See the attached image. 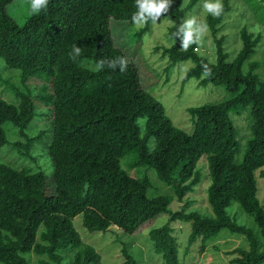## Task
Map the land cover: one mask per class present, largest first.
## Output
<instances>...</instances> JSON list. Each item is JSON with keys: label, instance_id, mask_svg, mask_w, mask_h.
Segmentation results:
<instances>
[{"label": "trees", "instance_id": "obj_1", "mask_svg": "<svg viewBox=\"0 0 264 264\" xmlns=\"http://www.w3.org/2000/svg\"><path fill=\"white\" fill-rule=\"evenodd\" d=\"M14 1L0 0V150L10 143L33 164L0 163V264H103L97 249L84 243L75 217L82 215L90 232L117 226L135 234L161 214L168 221L150 235L165 264H182L171 224L175 220L191 223L189 244L198 239L205 244L222 229L244 235L248 246L233 250L231 264H262L264 205L257 178H264V79L258 72L262 62L254 56L264 42V29L242 27L240 49L231 59L222 33L231 0L221 1L219 16L200 9L196 19L214 41L215 62L200 54L199 43L183 50L174 36L199 0H172L162 12L160 17L172 21L174 38L163 48L167 64L191 59L184 81L196 77L200 85L223 83L229 92L221 101L189 107L193 129L188 132L173 123L164 104L145 88L136 62L114 41L113 21L136 25V0H49L37 14L28 5L23 23L9 12ZM243 2L264 25V0ZM150 22L136 33H146ZM74 45L81 48L76 59L70 55ZM117 57L126 61L123 72L97 67ZM3 64L19 71L17 81L1 74ZM249 104L251 138L238 160L232 112ZM8 125L22 141L9 139ZM43 126L51 131L49 173L34 169ZM204 158L212 215L191 209L190 194L202 182ZM131 169L144 174L135 177ZM150 169L166 182V193L149 195ZM185 197L186 204L174 210L175 200ZM242 212L257 230L238 221ZM122 253L118 264H138L125 246Z\"/></svg>", "mask_w": 264, "mask_h": 264}, {"label": "rangeland", "instance_id": "obj_2", "mask_svg": "<svg viewBox=\"0 0 264 264\" xmlns=\"http://www.w3.org/2000/svg\"><path fill=\"white\" fill-rule=\"evenodd\" d=\"M187 0H184V2ZM222 1V0H221ZM244 0H231L233 5L232 12L225 20V29L222 32L226 35L225 46L232 59L237 54L241 46V38H239V31L246 24L252 30L258 31L264 29V25L257 21L253 12L243 2ZM204 0H199L198 4L192 11L187 12L185 20L188 18H195L197 24H200L201 18H197V13L201 9ZM31 0H15L9 5L10 14L17 22L23 23L25 20V8L30 5ZM263 9L260 6V9ZM194 10H197L195 13ZM143 26H130L129 22H112L113 38L116 44L122 48L126 54L132 58L138 65L141 78L145 88L149 90L157 99H159L165 106L166 113L171 118L173 123L178 127L191 132L193 129L191 115L188 108L202 103H215L221 101L229 96L227 87L223 83H208L200 85L196 77H192L184 81L188 70L193 66V61L185 60L178 62L176 65L170 67L167 64L168 57H163V48L169 47L174 43V38L170 34V27L172 21L166 17H160L156 23L152 21L149 24V30L146 33L138 35L137 29ZM207 30L199 42L200 54L203 56H210L216 62V48L211 35L206 37ZM159 47V49H158ZM254 59L260 60L262 66L258 69L261 78L264 79V42L262 47L258 49ZM0 61H2L0 59ZM91 66V61L87 62ZM1 74L7 77H12L17 81L19 72L15 69H9L5 64L2 65ZM1 68V67H0ZM32 84V83H31ZM44 83L35 84L41 88ZM34 84L31 87L35 86ZM8 99H13L14 94L8 92ZM6 96V95H5ZM251 105L241 106L233 110L232 116L238 133V160H242L245 156L247 142L251 138ZM12 125H8L9 139L23 140L20 136L13 135ZM44 135L41 141L37 144L38 159L35 170L42 169L49 173L51 172L50 160L47 154V146L49 143V136L51 131L44 126ZM10 140V141H11ZM8 163L12 166H22L27 163L33 164V161L24 157L17 149L7 143L0 150V163ZM200 168L203 176L202 182L197 186L196 191L190 194L193 196L194 203L191 209L200 210L202 213L212 215V209L208 201V187L211 183V178L208 175L209 169L206 159L200 162ZM135 177L144 174L143 170H130ZM207 176H206V175ZM146 175L150 178L152 187L149 189V195L164 194L168 190L165 181L161 180L155 170L150 169ZM258 196L264 205V178L258 176ZM53 191V187L49 188ZM188 197L182 202L175 200L173 203L174 210L181 209ZM83 216L78 215L74 218V224L80 232L84 243L94 246L102 256L103 264H118L123 261L122 249L125 246L129 253H131L137 260L138 264H165L162 253L158 252L151 239L150 230L155 227H160L168 221L166 214H161L156 217L154 221L147 222L142 230L135 234H130L117 226L111 227L105 232H90L83 223ZM238 221L246 224L248 227L257 230L253 219L242 212L238 215ZM175 229V235L178 239L180 248V257L182 264H231L233 258V250L242 246L247 247L248 242L244 235L233 233L228 229H222L215 239L209 240L205 244L201 239L189 244L188 235L191 231V223L182 220H175L171 222ZM36 259V257H35ZM264 264V262L262 263Z\"/></svg>", "mask_w": 264, "mask_h": 264}, {"label": "clouds", "instance_id": "obj_3", "mask_svg": "<svg viewBox=\"0 0 264 264\" xmlns=\"http://www.w3.org/2000/svg\"><path fill=\"white\" fill-rule=\"evenodd\" d=\"M49 0H31L29 5L30 12L37 14L45 10ZM172 0H136L137 11L133 14L132 20L137 26H143L147 21L151 20L156 23L162 12H167ZM202 8L205 13H211L213 16L221 15L223 4L221 0H204ZM206 30V25L197 24L195 18L186 19L176 30L174 36L180 37V48L187 50L192 44L199 43ZM81 48L73 46L70 54L73 59L80 56ZM97 67L103 69L105 67L115 70L119 68L123 72L126 68V61L123 57H117L111 61L101 60L97 63Z\"/></svg>", "mask_w": 264, "mask_h": 264}]
</instances>
